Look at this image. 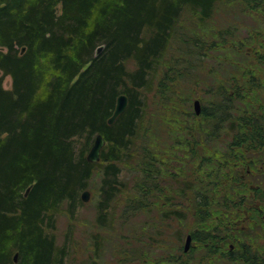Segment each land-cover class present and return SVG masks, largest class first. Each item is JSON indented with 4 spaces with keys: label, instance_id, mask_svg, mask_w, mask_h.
Listing matches in <instances>:
<instances>
[{
    "label": "trees",
    "instance_id": "16d2710c",
    "mask_svg": "<svg viewBox=\"0 0 264 264\" xmlns=\"http://www.w3.org/2000/svg\"><path fill=\"white\" fill-rule=\"evenodd\" d=\"M218 1L0 0V264L62 263L45 222L62 202L79 201L99 164L86 158L98 133L103 228L125 156L135 174L121 222L153 210L193 226L186 232L201 249L196 264H264V244L255 243L264 236V79L245 63L249 55L264 63V30L241 40L222 28L208 35L203 24ZM240 1L264 16V0ZM200 73L211 77L201 82L200 113L187 112L193 123L166 118L160 125L175 135L161 139L158 123L145 119L147 99L181 107L190 95L177 87L196 85ZM120 93L128 105L109 124ZM221 134L229 138L217 150L211 143ZM121 250L127 263L173 260ZM174 261L184 264L180 255Z\"/></svg>",
    "mask_w": 264,
    "mask_h": 264
},
{
    "label": "rangeland",
    "instance_id": "374dc122",
    "mask_svg": "<svg viewBox=\"0 0 264 264\" xmlns=\"http://www.w3.org/2000/svg\"><path fill=\"white\" fill-rule=\"evenodd\" d=\"M182 17L186 25L193 21L189 11H184ZM204 23L205 25L203 24V27L205 28L206 26L208 28L205 30L208 31V35L212 32V29L222 28L226 29L228 33H232L239 40L249 37L250 34L257 31V28L261 27L264 30V16L258 14L255 10L247 11L240 0H219L215 7V12ZM227 53L230 54L229 56L232 59L236 58V60H239V56L233 52L225 51V54ZM248 58V61H245V63H248V68L255 66L252 71L258 73L259 79L263 80L264 63L258 68L256 66L258 61L250 55ZM208 63L210 64L209 60ZM241 64H244V62ZM127 66L133 68V63L128 62ZM235 71H237L236 68ZM199 75L200 82L196 85L185 81V84L181 83L182 85L177 87V91L190 95V99L185 101L181 107H178V105L172 108L169 105L158 106L157 100L154 103V100L147 99L149 104L145 107L147 111L145 119H152L153 124L155 122L158 123L157 131L161 134V139L168 138L169 135H175L168 134V124L160 125L166 118L170 119L171 117H175L176 120L179 119L178 121L188 119L186 120L187 123H193L192 118L188 116L187 112H194L193 100L200 98V95L203 93L202 88H205L203 84L210 82L211 78L210 75L203 73ZM2 84L7 89L11 87L10 75H4L2 77ZM258 91L257 98L262 101L263 95L261 96V92L263 90L259 89ZM150 94L148 93L146 95L149 96ZM181 108L183 109V115L180 111ZM221 131H226V129L223 128ZM228 138L224 134H221L219 139L211 143V146L217 150H224ZM150 140L151 138L148 139V141ZM162 141L159 138L156 140L159 143V147L162 146ZM173 152L185 161L186 156L179 149L178 145H175ZM127 159L124 156L119 162H116L120 169L118 176L119 184L116 185V190L114 191L116 194L111 201L109 200L106 214L102 218L105 221L104 224L106 227L103 228L101 225V217L99 214V202L102 199L100 190L101 177L104 166V162L101 160L96 161L99 164L95 172L87 180L86 187L79 191V201L75 202L72 206H69L66 201L62 202L53 211L52 221L48 223L46 219L45 230L54 237L56 245L59 247L58 253L62 257L61 264H137V261L133 263L124 261L126 253L121 249L123 247L130 249L132 246L137 248L141 247L142 257L146 256L148 259L149 257L167 258L170 255L171 259H173L170 264H177L174 259H177V255H180L184 264H196L201 258V249L195 246L194 238L191 237L188 250L183 251L185 236L188 233L186 230L189 228L192 230L193 227L189 224V221L179 223L175 218L165 217L166 219H162L153 210L141 212L133 216L129 221L127 220V222L120 221L118 216L123 205V199L125 194L131 193L130 178L135 174L131 168L132 162L127 161ZM182 180V176L179 175L175 179L176 182H172L171 189H175V186L178 183L180 184ZM84 189L89 191V196L86 201H82L80 198V194ZM145 221L149 225L146 228L147 230L141 232L142 229L140 227H142ZM133 235H137L135 236L136 238ZM138 238L139 243L134 242ZM257 241L255 242L256 244L263 245L264 236L260 235Z\"/></svg>",
    "mask_w": 264,
    "mask_h": 264
},
{
    "label": "water",
    "instance_id": "95a60500",
    "mask_svg": "<svg viewBox=\"0 0 264 264\" xmlns=\"http://www.w3.org/2000/svg\"><path fill=\"white\" fill-rule=\"evenodd\" d=\"M23 50V48H22ZM101 50V46H99L97 48V53ZM128 105V96L125 93H120L117 97H116V102H115V106L113 109L112 114L110 115V117L108 118V123L112 124L114 122V120L126 109ZM200 109H201V105H200V101L198 98L193 100V111L196 115H198L200 113ZM105 143V140L103 138V136L98 133L96 134L93 143L91 145V147L89 148L87 154H86V158L88 161L90 162H96L99 161L100 159V151L101 148L103 147ZM29 187L26 188L25 194L28 192ZM89 196V191L87 189H84L81 194L80 197L82 199V201H86L88 199ZM190 242H191V235L187 234L185 236V241H184V245H183V251H187L189 246H190ZM14 261H16L17 259V253H14Z\"/></svg>",
    "mask_w": 264,
    "mask_h": 264
},
{
    "label": "bare ground",
    "instance_id": "6f19581e",
    "mask_svg": "<svg viewBox=\"0 0 264 264\" xmlns=\"http://www.w3.org/2000/svg\"><path fill=\"white\" fill-rule=\"evenodd\" d=\"M115 121V120H114Z\"/></svg>",
    "mask_w": 264,
    "mask_h": 264
}]
</instances>
